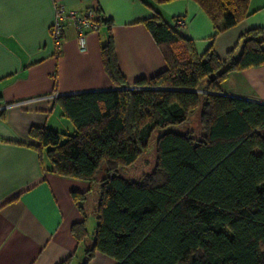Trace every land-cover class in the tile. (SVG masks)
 I'll use <instances>...</instances> for the list:
<instances>
[{"label":"trees","instance_id":"obj_1","mask_svg":"<svg viewBox=\"0 0 264 264\" xmlns=\"http://www.w3.org/2000/svg\"><path fill=\"white\" fill-rule=\"evenodd\" d=\"M192 1L215 29L211 40L249 13V0ZM94 11L107 24L100 54L113 88L58 98L72 133L29 130L44 151V170L97 184L93 232L84 222L70 229L77 242L89 241L80 264L95 252L116 264H264V104L220 94L229 72L264 65V29L245 31L220 59L211 43L197 53L179 26L154 11L140 22L165 69L129 85L111 20ZM194 116L196 128L188 126ZM152 148L148 172L122 175ZM71 198L82 210L85 194Z\"/></svg>","mask_w":264,"mask_h":264},{"label":"crops","instance_id":"obj_2","mask_svg":"<svg viewBox=\"0 0 264 264\" xmlns=\"http://www.w3.org/2000/svg\"><path fill=\"white\" fill-rule=\"evenodd\" d=\"M58 1L77 12L95 8L111 20L117 64L129 85L165 69L160 50L140 22L154 11L171 26L176 17L183 18L185 24L177 29L192 40L197 53L211 43L220 59L245 31L264 29V0H249L247 16L212 40L215 29L192 0L158 5L151 0ZM54 17L53 0H0V264H80L89 241L77 242L71 226L84 222L89 235L95 227L94 222L88 228L87 221L97 200V184L44 170V151L34 147L37 141L29 130L72 133L73 123L58 98L113 88L100 54L107 24L100 22L97 31H88L81 47L67 21L57 52L50 34ZM220 94L264 104V65L229 72ZM71 193L85 194L82 210ZM89 264L116 261L95 252Z\"/></svg>","mask_w":264,"mask_h":264},{"label":"built area","instance_id":"obj_3","mask_svg":"<svg viewBox=\"0 0 264 264\" xmlns=\"http://www.w3.org/2000/svg\"><path fill=\"white\" fill-rule=\"evenodd\" d=\"M53 1L55 17L51 25L50 34L55 49L57 52L61 49L63 28L67 21H70L72 24L77 41L79 45L83 47L86 33L88 31H97L99 28L100 23L96 20L94 9L90 7L82 12H77L75 10H67L58 0ZM184 24L183 18L176 20L177 26H182Z\"/></svg>","mask_w":264,"mask_h":264},{"label":"rangeland","instance_id":"obj_4","mask_svg":"<svg viewBox=\"0 0 264 264\" xmlns=\"http://www.w3.org/2000/svg\"><path fill=\"white\" fill-rule=\"evenodd\" d=\"M189 127L196 128L198 127V122L196 116L192 118L190 123L188 124ZM64 128V127H60ZM185 127H174L173 130L181 132L184 130ZM153 145V142H152ZM154 164V149L152 148L149 154H144L133 166L129 167L128 170L123 171L122 175L128 178L136 179L139 178L143 173L148 172ZM94 215L90 214L88 216L87 226L90 228L92 223L94 224Z\"/></svg>","mask_w":264,"mask_h":264}]
</instances>
